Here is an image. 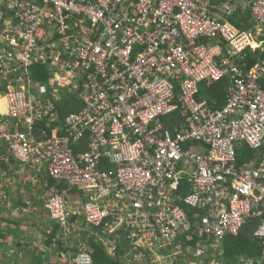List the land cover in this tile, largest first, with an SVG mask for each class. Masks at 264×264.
<instances>
[{"label": "built area", "instance_id": "obj_1", "mask_svg": "<svg viewBox=\"0 0 264 264\" xmlns=\"http://www.w3.org/2000/svg\"><path fill=\"white\" fill-rule=\"evenodd\" d=\"M243 1L254 32L223 20L234 0H217L219 11L214 0H0V75L11 63L15 74L0 94V146L67 184L43 204L63 236L82 218L110 257L124 245L122 264H223L224 238L255 219L259 252L236 264H264V155L236 164L237 145L264 144V60L246 71L233 63L245 49L263 51L264 0ZM216 37L225 49L201 42ZM35 65L50 71L44 82L31 79ZM228 74L221 108L197 98L199 83ZM61 89L82 107L36 138ZM174 112L182 122L170 130L161 119ZM191 140L205 151L186 149ZM80 244L65 264H92Z\"/></svg>", "mask_w": 264, "mask_h": 264}, {"label": "crops", "instance_id": "obj_2", "mask_svg": "<svg viewBox=\"0 0 264 264\" xmlns=\"http://www.w3.org/2000/svg\"><path fill=\"white\" fill-rule=\"evenodd\" d=\"M234 1L237 3L238 8L231 14L222 13L223 20L227 21L238 30L248 32L256 31L255 29L257 28V26H255L254 24V20L249 12L246 2H244L243 0ZM213 4L215 8L213 7L212 10L219 11V8H217V0H214ZM5 9L6 22L12 24L15 23L16 20L13 17L12 10H10L9 8ZM71 23H75V19H72ZM262 31L264 32L263 29ZM201 42L207 44H217L221 49L225 47V43L220 37H216L213 39L204 38ZM12 49L16 53L19 52V49L16 46H13ZM261 60H264V46L263 51L251 49L243 50L242 53L233 60V63L239 69L246 71L253 68ZM13 66V63L9 64L10 72L7 79H4L3 76L0 75L1 95H3L9 89V87L13 86L14 82H12V80L15 77V74L12 71ZM32 71H30V74H32ZM33 72L36 74H40L39 70L37 69ZM49 74L50 71H48L47 69V76L43 80L33 78L32 75H30V77L31 79H37L44 82L48 78ZM225 77L228 80V84L224 87V90L226 92L227 87L229 86L230 74L226 75ZM201 83H199L198 85V94L200 92ZM258 84L261 88L264 89V74L259 77ZM63 91L66 90L61 89L59 91V98L54 101L55 104L56 102H59L61 100ZM199 97H201V95H199ZM199 100H205L208 103L205 97H201V99ZM225 102L220 107L216 108H221L225 104ZM79 109L80 108L75 109L71 112H75ZM4 110L5 103L3 99H1L0 112H3ZM161 120L166 127L170 128V130H173L175 125H178L182 122V117L179 113L174 112L164 116ZM42 122V124L40 122V124L37 125L34 131V136L36 138L41 137L42 131H45L48 135H50L51 133L53 134L54 128H56L62 122V120L59 121L57 119V116L55 115L54 120H44ZM241 146L242 145H237L236 151ZM82 147L83 146H79V148ZM185 147L186 149L201 153L205 151V148L202 147L200 143L194 140L187 141L185 143ZM247 148L249 147L247 146ZM5 150L7 152L6 148ZM251 150H254L253 155L250 158L245 159L241 163H239L238 156L236 154L237 166L246 165V167H254L257 165V163L262 159V156L264 155V144L258 149ZM8 155L9 153L7 152V155H5L4 157L7 167L0 166L1 170L3 171V173H0V264H65L66 260L69 257V254L73 253L74 251H78L80 247H82L80 243H83V247H86L90 250L91 248L89 247L87 240L92 238L90 236V230L92 229V227L85 224L82 218L75 219L76 227L67 237L62 235L63 229L59 224L55 223L52 220H49L50 222L47 223L48 218L46 221L47 224L41 221V219L46 218V216L48 217L47 214L44 216V201L51 193V188L56 187L57 183L60 184V182L56 181V185L55 183L49 185V182L47 181V178L49 176L46 174L44 168L36 169L35 167L22 165L17 161L10 162V156ZM187 165L188 167H191L188 162ZM185 167L186 165L184 164L183 168ZM40 178L44 179V181H42L41 183L46 185L47 187V189L44 191L41 187L43 185L38 186V184L36 183V181ZM186 187L187 183H184V190ZM72 190H75V188H71V191ZM71 191L69 192V194L75 193L74 191H72L74 193H72ZM251 221H254L255 228L257 225V220L253 219ZM40 226H44V229L41 230ZM55 228H57L58 232L53 238V243L48 244L45 232L52 233L53 229ZM31 238L40 239V242H33L31 241ZM57 242H59L60 244ZM219 249L222 253L218 256V258H220L221 262L225 264V261H222L221 259V255L223 254L222 243L220 244ZM190 254L192 255V258L197 260L199 259L196 256L194 257L192 252H190L189 255ZM240 255L234 257L233 264L237 263V258ZM119 258L122 259L121 253L119 254Z\"/></svg>", "mask_w": 264, "mask_h": 264}, {"label": "trees", "instance_id": "obj_3", "mask_svg": "<svg viewBox=\"0 0 264 264\" xmlns=\"http://www.w3.org/2000/svg\"><path fill=\"white\" fill-rule=\"evenodd\" d=\"M39 70L40 74H36L33 71L34 70ZM33 70V71H32ZM32 71V77L37 78V79H45L47 76V69L44 66L41 65H35L32 66L30 69ZM228 84V80L226 77H223L220 80L211 82L207 84V82H202L200 84V92L197 95L199 99L201 97H205L208 101V105L210 107L216 108L220 107L226 100H225V95L226 92L224 90V87ZM201 95V97H199ZM78 102V103H77ZM83 103L76 98L73 93H70L68 91H63V96L61 97V100L59 102H56V116L57 119L63 120V118L71 111L81 108ZM43 122H41L42 124ZM0 151H1V156L2 159L0 160V166L1 167H7L6 162L4 160L5 155H7V152L3 146H0ZM253 151L247 146L242 145L238 150H237V156L239 163L243 162L245 159L250 158L253 155ZM240 153V154H239ZM10 156V155H8ZM15 161L11 156H10V162ZM49 185H52L56 181L53 180L52 178L48 177L47 178ZM58 191H62V189H67L68 186L65 182H60V184L57 183L56 185ZM71 191V189L69 190ZM74 192H78L76 189L72 190ZM71 191V192H72ZM72 192V193H74ZM254 228V221H249L237 235H228L224 238L222 241V246H223V254L221 255L222 261H225V264H233L234 262V257L237 255L243 254V255H256L259 249L258 246V240L255 239L252 235ZM58 230L57 228L53 229L52 233H46V238L48 240V244L53 243V238L57 234ZM197 241V239H196ZM89 247L91 248V253H92V259L93 262L92 264H122V260L119 258H112L109 255H107L104 251V248L101 244L97 243L94 241L92 238L87 240ZM194 240L191 242L193 243ZM59 243V242H57ZM60 244V243H59ZM258 246V247H257ZM124 251V245H121V249L119 251L120 253H123ZM195 263L198 264L196 261L189 260L188 258L183 260V264H191Z\"/></svg>", "mask_w": 264, "mask_h": 264}, {"label": "rangeland", "instance_id": "obj_4", "mask_svg": "<svg viewBox=\"0 0 264 264\" xmlns=\"http://www.w3.org/2000/svg\"><path fill=\"white\" fill-rule=\"evenodd\" d=\"M42 181H44V179H43V178H40L39 180L36 181V183L38 184V186L43 185V186H41V187H42V190L44 191V190L47 189V187H46V185H44V184L41 183ZM47 191H48V190H47ZM43 211L45 212V213H44V216H45L46 214L48 215L46 209H43ZM47 218H48V221H47ZM49 220H51V219L49 218V216H48V217L46 216V218L41 219V221H43V223H46V221H47V223H48V222H50ZM47 223H46V224H47ZM40 228H41V230H43V229H44V226H40ZM31 241H33V242H37V241L40 242V239L31 238ZM70 243H71V242H70ZM7 264H8V263H7ZM35 264H38V263H35Z\"/></svg>", "mask_w": 264, "mask_h": 264}]
</instances>
